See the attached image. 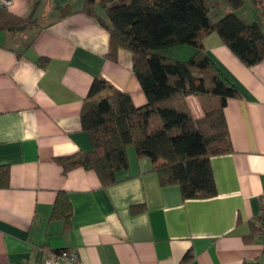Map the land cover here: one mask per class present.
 Wrapping results in <instances>:
<instances>
[{
  "label": "crops",
  "instance_id": "obj_1",
  "mask_svg": "<svg viewBox=\"0 0 264 264\" xmlns=\"http://www.w3.org/2000/svg\"><path fill=\"white\" fill-rule=\"evenodd\" d=\"M9 1L0 10L32 13L38 24L0 32V166L8 169L0 188V264H41L46 250L73 251L76 264H264V60L248 67L215 34L204 40L205 53L239 93L223 108L231 151L209 158L215 196L183 199L133 147L116 182L104 187L95 172H64L55 159L93 150L80 114L94 78L128 94L135 107L146 105L131 53L118 49L115 62L106 57L109 34L82 12L84 0L61 15L42 0ZM207 3L215 20L230 11L224 2L220 10L219 2ZM257 11L235 13L250 24ZM162 54L184 61L193 49ZM186 102L195 119L203 116L197 97ZM59 194L71 206L66 224L50 219Z\"/></svg>",
  "mask_w": 264,
  "mask_h": 264
},
{
  "label": "trees",
  "instance_id": "obj_2",
  "mask_svg": "<svg viewBox=\"0 0 264 264\" xmlns=\"http://www.w3.org/2000/svg\"><path fill=\"white\" fill-rule=\"evenodd\" d=\"M224 2L231 11L213 21L207 0H84L82 12L96 18L109 34L106 57L115 62L118 49L131 53L132 71L147 103L135 107L128 94L94 78L80 114L93 150L57 157L64 172L91 170L108 187L126 168V149L133 147L137 157L151 161L160 184L177 185L183 199L216 195L209 158L231 151L223 108L239 93L205 53L204 40L215 34L245 66L264 60L260 25L247 24L236 15L242 0ZM252 2L259 10L261 0ZM97 8L102 16L96 14ZM35 20L32 13L20 18L0 10V32H22ZM182 46L193 49L187 60L162 54ZM189 96L197 97L203 107L199 119L187 105ZM154 116L159 120L155 126ZM7 185L8 169L0 166V188ZM70 216L69 200L59 194L50 219L66 224Z\"/></svg>",
  "mask_w": 264,
  "mask_h": 264
},
{
  "label": "rangeland",
  "instance_id": "obj_3",
  "mask_svg": "<svg viewBox=\"0 0 264 264\" xmlns=\"http://www.w3.org/2000/svg\"><path fill=\"white\" fill-rule=\"evenodd\" d=\"M43 2H42V5L44 6V7H46V8H53L54 6H56V5H58L57 7H56V9L58 8V7H64L65 9H63V10H65V11H62V12H60V13H64V12H66V11H70L71 10V8H73V9H75V8H77L78 6H80L81 5V3H80V0H42ZM66 1H68V3H65ZM223 0H221V2H222ZM243 1V6H242V8H241V10H242V12L244 13V14H246V15H248V16H250V14L252 13V9H257L255 6H254V4H253V2L251 1V0H242ZM208 2H211V3H213V2H219V10L220 9H222L220 6H224V4H226L224 1V4H223V2L221 3L220 1H210V0H208ZM84 4V3H83ZM261 7H260V10H258L257 11V15H256V23H258L259 25H260V27H261V29H263L264 30V0H261ZM83 6V5H82ZM226 6H228L227 4H226ZM51 8V9H52ZM97 10H99V8L97 9ZM229 10H230V8H229ZM57 11H58V9H57ZM231 11V10H230ZM259 12V13H258ZM59 13V12H58ZM59 13V14H60ZM58 14V15H59ZM61 15V14H60ZM211 17V19L213 20V21H216L215 19L216 18H214L215 16L213 15V13H212V15L210 16ZM217 19H219V18H217ZM34 24H38V20H35V23Z\"/></svg>",
  "mask_w": 264,
  "mask_h": 264
},
{
  "label": "built area",
  "instance_id": "obj_4",
  "mask_svg": "<svg viewBox=\"0 0 264 264\" xmlns=\"http://www.w3.org/2000/svg\"><path fill=\"white\" fill-rule=\"evenodd\" d=\"M10 4L9 0H3L0 2V7L5 8ZM260 214L263 220L264 225V198L261 199V210ZM47 251V257L44 259L41 264H76L78 262V256L75 252L69 250L62 251Z\"/></svg>",
  "mask_w": 264,
  "mask_h": 264
}]
</instances>
